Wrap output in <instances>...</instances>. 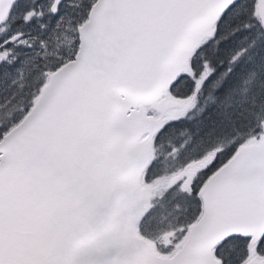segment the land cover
I'll use <instances>...</instances> for the list:
<instances>
[{
  "label": "snow or ice",
  "instance_id": "snow-or-ice-1",
  "mask_svg": "<svg viewBox=\"0 0 264 264\" xmlns=\"http://www.w3.org/2000/svg\"><path fill=\"white\" fill-rule=\"evenodd\" d=\"M0 264H264V0H0Z\"/></svg>",
  "mask_w": 264,
  "mask_h": 264
}]
</instances>
